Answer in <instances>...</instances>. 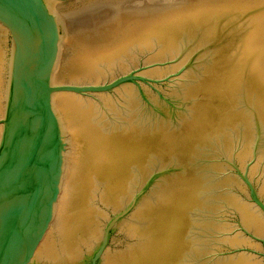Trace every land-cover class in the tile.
<instances>
[{"label": "water", "instance_id": "95a60500", "mask_svg": "<svg viewBox=\"0 0 264 264\" xmlns=\"http://www.w3.org/2000/svg\"><path fill=\"white\" fill-rule=\"evenodd\" d=\"M0 264H264V0H0Z\"/></svg>", "mask_w": 264, "mask_h": 264}]
</instances>
